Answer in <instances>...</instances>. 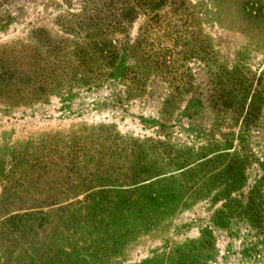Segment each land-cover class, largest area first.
<instances>
[{
	"label": "rangeland",
	"instance_id": "rangeland-1",
	"mask_svg": "<svg viewBox=\"0 0 264 264\" xmlns=\"http://www.w3.org/2000/svg\"><path fill=\"white\" fill-rule=\"evenodd\" d=\"M187 1L184 89L95 78L120 0H0V264H264V0Z\"/></svg>",
	"mask_w": 264,
	"mask_h": 264
},
{
	"label": "trees",
	"instance_id": "trees-1",
	"mask_svg": "<svg viewBox=\"0 0 264 264\" xmlns=\"http://www.w3.org/2000/svg\"><path fill=\"white\" fill-rule=\"evenodd\" d=\"M120 2L117 20L111 23L109 29L121 32L129 21H134L139 17L143 18L138 26V37L131 45L133 55H129L127 52L123 37H113L107 30L101 29V37H91L93 45L88 46L86 54L83 55L90 64L93 59H98L97 63L93 64L98 67L95 78L109 79L114 74L120 73L123 80H128V74L132 75L131 80H136L141 73V69H137L138 63H134L131 70L129 67L123 66L124 59L134 57L138 58V61L146 67L149 65L157 73L167 72L170 74L172 68L182 65L180 68L178 67L179 71H183L181 82L177 78L175 80L185 89L188 72L182 70L185 66L182 61L177 63L176 55L183 59L185 57L183 50L185 49H187V53L190 50L195 52L198 50L203 53L207 49L201 43L203 35L198 27L199 11L196 10L195 5L187 0H120ZM174 40H176L175 43ZM188 44L192 46L181 49L180 46ZM140 49H147V51L141 53L139 58L136 54ZM155 49L158 51L155 52ZM160 51L162 52L159 53ZM222 71L226 78L220 81L219 87L226 90L229 88L230 82L229 71L224 68ZM241 82L242 79L237 78L236 86L241 85ZM236 86L234 87V83H232L230 85L231 93L228 92L233 97L238 90ZM218 93L225 95L227 92L218 91ZM241 102L242 93L240 100H236L234 105L239 107Z\"/></svg>",
	"mask_w": 264,
	"mask_h": 264
}]
</instances>
